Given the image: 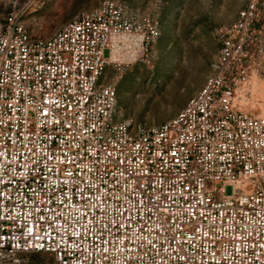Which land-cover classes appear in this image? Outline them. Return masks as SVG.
I'll return each instance as SVG.
<instances>
[{
  "label": "built area",
  "instance_id": "2783aa9c",
  "mask_svg": "<svg viewBox=\"0 0 264 264\" xmlns=\"http://www.w3.org/2000/svg\"><path fill=\"white\" fill-rule=\"evenodd\" d=\"M262 1L221 28L204 85L153 127L118 120L101 79L115 48L152 62L158 21L106 1L47 38L0 27V264H264V116L236 108Z\"/></svg>",
  "mask_w": 264,
  "mask_h": 264
},
{
  "label": "rangeland",
  "instance_id": "374dc122",
  "mask_svg": "<svg viewBox=\"0 0 264 264\" xmlns=\"http://www.w3.org/2000/svg\"><path fill=\"white\" fill-rule=\"evenodd\" d=\"M106 1L125 3L135 19L149 17L159 24L160 36L150 64L141 62L138 52L115 48L107 54L109 64L101 79L102 83L112 84L116 89L117 119L146 127L172 119L204 85L217 59L221 28L234 21L246 2L0 0V27L23 25L33 38H47L67 21L84 11L97 9ZM262 2V19L257 26L261 31L257 33L256 45H247L244 65L248 75L239 85L236 99V108L252 116H264L259 114L264 111V98H261L264 93L251 91V86L254 89L255 85L264 84V0ZM22 264H54V259L46 252H32L23 256Z\"/></svg>",
  "mask_w": 264,
  "mask_h": 264
},
{
  "label": "bare ground",
  "instance_id": "6f19581e",
  "mask_svg": "<svg viewBox=\"0 0 264 264\" xmlns=\"http://www.w3.org/2000/svg\"><path fill=\"white\" fill-rule=\"evenodd\" d=\"M255 80H256V78H255ZM252 90H254L255 93H260V92L264 93V84H259V85L257 84V85H255V88L254 89L251 86V91ZM254 96H256V95L254 94ZM261 98H264V95H262ZM256 99L258 100V97H256ZM257 100H255V101L257 102ZM258 102L260 103V101H258ZM263 103H264V101L262 102V104ZM257 105H259V104H257ZM263 107H264V105H263ZM259 114L264 115V111H261V113H259ZM233 184H234V187H236V188L242 187V188H245L247 190H250L251 189V182H250L249 179H239V180L234 181Z\"/></svg>",
  "mask_w": 264,
  "mask_h": 264
},
{
  "label": "snow or ice",
  "instance_id": "6c2138e0",
  "mask_svg": "<svg viewBox=\"0 0 264 264\" xmlns=\"http://www.w3.org/2000/svg\"><path fill=\"white\" fill-rule=\"evenodd\" d=\"M56 123H57V124H59V123H60V121H59V120H57V121H56ZM173 155H175V153H173ZM49 159H51V157H49ZM117 163H120V162H119V161H117ZM69 175H70V174H69Z\"/></svg>",
  "mask_w": 264,
  "mask_h": 264
}]
</instances>
